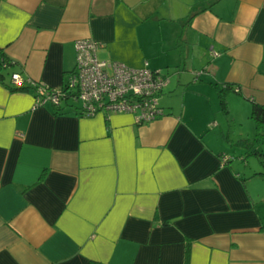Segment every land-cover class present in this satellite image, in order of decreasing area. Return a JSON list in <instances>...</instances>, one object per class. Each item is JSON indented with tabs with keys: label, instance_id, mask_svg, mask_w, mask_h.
I'll use <instances>...</instances> for the list:
<instances>
[{
	"label": "crops",
	"instance_id": "0c3cea01",
	"mask_svg": "<svg viewBox=\"0 0 264 264\" xmlns=\"http://www.w3.org/2000/svg\"><path fill=\"white\" fill-rule=\"evenodd\" d=\"M82 39L168 75L167 115L58 113L12 86L65 87ZM0 49V264H264V0H0Z\"/></svg>",
	"mask_w": 264,
	"mask_h": 264
},
{
	"label": "built area",
	"instance_id": "2783aa9c",
	"mask_svg": "<svg viewBox=\"0 0 264 264\" xmlns=\"http://www.w3.org/2000/svg\"><path fill=\"white\" fill-rule=\"evenodd\" d=\"M100 48L101 44L93 39L77 41L75 70L60 90L27 80L19 73L12 75V86H34L37 107L50 104L62 109L71 105L86 117L126 113L133 115L140 126L164 118L167 113L162 97L170 83L169 76L148 66L135 69L120 61L102 60Z\"/></svg>",
	"mask_w": 264,
	"mask_h": 264
},
{
	"label": "trees",
	"instance_id": "16d2710c",
	"mask_svg": "<svg viewBox=\"0 0 264 264\" xmlns=\"http://www.w3.org/2000/svg\"><path fill=\"white\" fill-rule=\"evenodd\" d=\"M14 66L12 59H10L4 50L0 49V81L5 82L6 72ZM21 89V88H20ZM231 89L225 88L221 91V103L223 109L228 112L227 105V95ZM56 111L60 113L61 109L56 108ZM252 119L256 123L257 127V138L256 143L261 142L264 144V105L258 104L256 102L253 103V109L251 114ZM247 149L249 150V154L252 156H259V152L255 150L254 142L246 141ZM88 264H103L101 262L91 261Z\"/></svg>",
	"mask_w": 264,
	"mask_h": 264
},
{
	"label": "rangeland",
	"instance_id": "374dc122",
	"mask_svg": "<svg viewBox=\"0 0 264 264\" xmlns=\"http://www.w3.org/2000/svg\"><path fill=\"white\" fill-rule=\"evenodd\" d=\"M246 131L248 132L249 129L247 128ZM263 146H264V144H263ZM263 150H264V148H263ZM248 160H249L250 168L257 169L259 171L263 169V167L261 166V161H260L261 158H258L256 156H250Z\"/></svg>",
	"mask_w": 264,
	"mask_h": 264
}]
</instances>
